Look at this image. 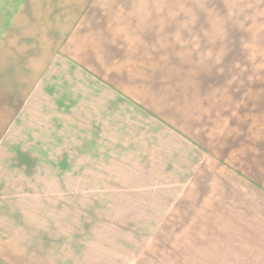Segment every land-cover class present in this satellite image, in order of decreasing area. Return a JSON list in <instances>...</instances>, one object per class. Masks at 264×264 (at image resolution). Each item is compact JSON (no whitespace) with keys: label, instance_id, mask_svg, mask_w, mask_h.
Instances as JSON below:
<instances>
[{"label":"crops","instance_id":"obj_1","mask_svg":"<svg viewBox=\"0 0 264 264\" xmlns=\"http://www.w3.org/2000/svg\"><path fill=\"white\" fill-rule=\"evenodd\" d=\"M164 1L0 0V144L10 129L38 121L45 143L67 145L57 159L121 168L111 174L126 176L131 191L158 192L163 203L149 199L147 208L162 210L147 224L220 231L243 262L264 264V90L222 89L234 110L198 99L200 89L170 95L166 42L190 43L167 33L195 30L196 13ZM254 2L264 10V0ZM246 95L253 103L241 101ZM78 251L69 264H117L114 253Z\"/></svg>","mask_w":264,"mask_h":264},{"label":"rangeland","instance_id":"obj_2","mask_svg":"<svg viewBox=\"0 0 264 264\" xmlns=\"http://www.w3.org/2000/svg\"><path fill=\"white\" fill-rule=\"evenodd\" d=\"M164 4L166 9L190 8L196 13V22H191L195 30L167 33L170 40L179 35L182 44L190 43L177 48L167 46L176 45V40L166 42V87L174 89L170 95L178 87L200 89L198 99H219L234 110V96L229 98L222 89L264 90V10L259 4L255 7L254 0ZM202 89L218 92L206 95ZM247 95L241 101L253 103L256 97ZM258 98L264 104V96ZM37 123H20L22 128L10 129L6 143L0 144V264H69V259L79 258L77 249L84 245L105 257L114 253L117 264H239V259L251 264L237 256L236 241L222 240L220 231L208 230L206 235L189 231L188 225L178 224L174 230L171 224H147L150 215L153 219L162 210L147 208L158 192L131 191L126 176L111 174L121 168L103 167L102 162L95 168L87 159H57L67 145L45 143L49 137L43 127H34ZM156 200L154 204L163 203ZM159 226L163 234L150 244L146 237ZM205 235L212 238L199 239ZM172 248L193 250L190 256L175 255Z\"/></svg>","mask_w":264,"mask_h":264}]
</instances>
